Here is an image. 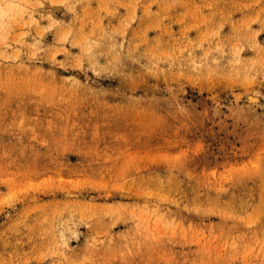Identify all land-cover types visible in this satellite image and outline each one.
<instances>
[{
	"label": "rangeland",
	"instance_id": "1",
	"mask_svg": "<svg viewBox=\"0 0 264 264\" xmlns=\"http://www.w3.org/2000/svg\"><path fill=\"white\" fill-rule=\"evenodd\" d=\"M0 264H264V0H0Z\"/></svg>",
	"mask_w": 264,
	"mask_h": 264
},
{
	"label": "bare ground",
	"instance_id": "2",
	"mask_svg": "<svg viewBox=\"0 0 264 264\" xmlns=\"http://www.w3.org/2000/svg\"><path fill=\"white\" fill-rule=\"evenodd\" d=\"M72 18V16L70 17ZM70 22V21H69ZM71 23V22H70ZM249 100L252 101V102H258L259 101V98L258 96H255V95H250L249 96Z\"/></svg>",
	"mask_w": 264,
	"mask_h": 264
}]
</instances>
